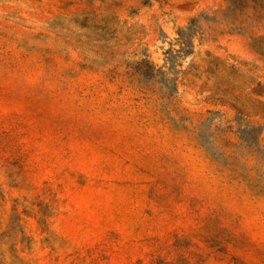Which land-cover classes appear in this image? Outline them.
Listing matches in <instances>:
<instances>
[{
	"label": "rangeland",
	"instance_id": "obj_1",
	"mask_svg": "<svg viewBox=\"0 0 264 264\" xmlns=\"http://www.w3.org/2000/svg\"><path fill=\"white\" fill-rule=\"evenodd\" d=\"M0 264H264V0H0Z\"/></svg>",
	"mask_w": 264,
	"mask_h": 264
}]
</instances>
